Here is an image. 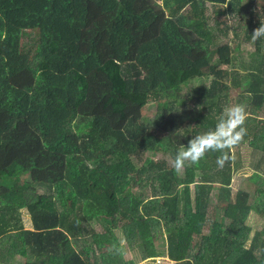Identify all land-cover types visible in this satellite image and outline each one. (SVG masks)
Masks as SVG:
<instances>
[{
	"label": "trees",
	"instance_id": "16d2710c",
	"mask_svg": "<svg viewBox=\"0 0 264 264\" xmlns=\"http://www.w3.org/2000/svg\"><path fill=\"white\" fill-rule=\"evenodd\" d=\"M208 3L240 19L253 45L248 61L230 63ZM260 22L264 0H0V264H98L89 219L122 237L137 264L165 254L173 264H264V235L250 239L247 222L253 201L264 214V182L254 198L229 189L238 147L252 132L222 168L219 152L179 173L163 160L134 165L147 152L172 159L213 129L231 89L247 106L245 122L257 121L264 38L251 34ZM203 77L187 108L178 100L184 85ZM150 103L156 113L145 122ZM262 135L257 127L253 144ZM259 149L253 181L264 143ZM211 207L224 219L211 221Z\"/></svg>",
	"mask_w": 264,
	"mask_h": 264
},
{
	"label": "rangeland",
	"instance_id": "374dc122",
	"mask_svg": "<svg viewBox=\"0 0 264 264\" xmlns=\"http://www.w3.org/2000/svg\"><path fill=\"white\" fill-rule=\"evenodd\" d=\"M207 11L206 14L209 15V23L210 25L213 26V31L217 34L218 38V43L219 46H228L229 49V56L231 58V64L234 63L236 66L240 62H246L248 61V58L252 56V50H253V45L250 43H245L243 41V34L242 30L238 27V23L240 19L238 17L233 18L231 15L228 14L227 11H224V6H219V5H213L208 3L207 5ZM219 22V25L215 24V20ZM227 26V29H223ZM217 29H220L221 32ZM224 52V51H223ZM229 63V65H230ZM225 64L222 66L224 69L225 68H230V66ZM201 79V78H200ZM200 79H194L184 85L183 90L180 93V97H178V100L180 99L181 101L188 102V107L187 108H195V102L193 101H187L191 96L194 95V91H192V86H199L202 82L204 84L207 83L205 77L202 78L203 81H200ZM192 91V92H191ZM229 98L228 102L226 105H232V104H237V92L233 89H231L229 92ZM177 99V98H176ZM156 113V106L155 104H147L141 111L142 114V120L145 122H149L150 119L155 115ZM258 117H264V109L260 112V116ZM258 118L255 123H248L245 122V127L248 131L252 132L253 137L256 132L257 127L259 128H264V121L262 119ZM191 129H187V134H190ZM264 135V133H263ZM262 135V136H263ZM250 140L249 143L239 146L238 151L240 153L239 157L238 155L236 156L238 161H239V167H235L231 179V184L229 186L230 192L233 194L236 193L237 190L243 189L245 191H248L250 193H254V195H250V198H254L256 194V187H258L262 182H264V162L261 163V168L259 170H256L260 177L256 179L255 181L251 180V175L254 173V168L252 167V164H250V161L253 159L257 160L259 156L261 155V149L259 150H253V148H256L257 146L253 144V138ZM264 139V136L263 138ZM264 141H260L258 143L259 148H262ZM235 151V148L231 149L230 152H232V155L234 154L233 152ZM150 160L153 161H158V160H163L166 163H168L171 166V158L170 156L163 155L161 152H157L156 154L147 152L144 154L143 161L139 160H134V165L137 168H144L148 165V162ZM254 160V161H255ZM191 163H186V165H190ZM185 165V166H186ZM13 174L14 176L18 177L21 176L20 173V168L14 167L13 169ZM198 173V172H197ZM152 174L145 175L143 179H147L146 183H149L148 178L151 177ZM22 179V177H21ZM20 179V180H21ZM144 182V180H143ZM182 187V186H181ZM219 185H215L213 188L216 193H218V188ZM191 188V202L194 203L195 197V189H193V184L190 187ZM182 188H179L180 193L179 197L181 200H183L182 196ZM214 192V191H212ZM232 196V197H233ZM149 199V198H147ZM156 199V198H152ZM146 202V201H145ZM252 211L248 215L247 222L252 226L251 229V234H250V239L253 236V233L255 231H259L264 235V214L258 215V210H257V202L253 201L252 203ZM208 218L211 221H214L218 223L220 220L224 219L223 217V210L220 208H209L208 209ZM22 213V222L23 225L26 229H32V225L30 223V219L26 212L24 210L21 211ZM256 212V213H255ZM88 227L89 230L92 231V234L89 236L93 241L94 244L92 245V249L96 255L97 263L98 264H137V259L134 256V251H129L128 248L125 246V244L122 241V237H119V235H116L114 232H105L103 230V225L102 223L98 220H88ZM209 231L208 225L203 228V233L206 234ZM249 244V241L247 242ZM165 251L167 253L166 247ZM139 264H173L172 261H170L167 257V255H163L162 257H156V258H149L146 259ZM259 264V263H257Z\"/></svg>",
	"mask_w": 264,
	"mask_h": 264
},
{
	"label": "clouds",
	"instance_id": "9594fccd",
	"mask_svg": "<svg viewBox=\"0 0 264 264\" xmlns=\"http://www.w3.org/2000/svg\"><path fill=\"white\" fill-rule=\"evenodd\" d=\"M261 38H264V22H260L251 34L252 41ZM246 107L242 103L226 105L213 129L195 135L186 144L181 145L171 159L172 168L178 173L182 172L186 163L197 164L208 152L221 153L216 163L218 167H224L228 162L229 151L239 145L247 135V129L244 126L248 116Z\"/></svg>",
	"mask_w": 264,
	"mask_h": 264
},
{
	"label": "crops",
	"instance_id": "0c3cea01",
	"mask_svg": "<svg viewBox=\"0 0 264 264\" xmlns=\"http://www.w3.org/2000/svg\"><path fill=\"white\" fill-rule=\"evenodd\" d=\"M259 118H260V117H259ZM260 119H262V120L264 121V117H261ZM260 129H261V131L264 133V128H260ZM258 130H259V128H258ZM255 145L257 146V148H259V145H258L257 142L254 144V147H255Z\"/></svg>",
	"mask_w": 264,
	"mask_h": 264
}]
</instances>
